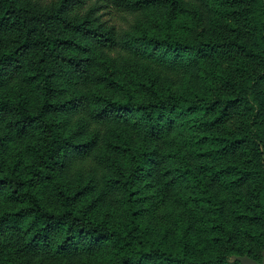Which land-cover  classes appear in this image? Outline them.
<instances>
[{
    "label": "trees",
    "instance_id": "trees-1",
    "mask_svg": "<svg viewBox=\"0 0 264 264\" xmlns=\"http://www.w3.org/2000/svg\"><path fill=\"white\" fill-rule=\"evenodd\" d=\"M202 2L190 37L185 0H0V264L260 260L264 0ZM166 163L188 185L156 239Z\"/></svg>",
    "mask_w": 264,
    "mask_h": 264
},
{
    "label": "rangeland",
    "instance_id": "rangeland-1",
    "mask_svg": "<svg viewBox=\"0 0 264 264\" xmlns=\"http://www.w3.org/2000/svg\"><path fill=\"white\" fill-rule=\"evenodd\" d=\"M206 11L207 8L204 6L202 0H185L184 25L179 23L180 20H176L175 23L177 24V29L186 31V36L193 37L198 32L202 30L204 31L206 27L209 28L210 16ZM117 22H119V20H117ZM204 34L208 35L209 32H204ZM224 61L225 60L222 57H216L215 59V63ZM198 70L202 71V68L198 66V69L195 67L191 69V66L187 64L180 66L177 75L172 80V89L177 91L188 78L190 81L196 78ZM0 90L2 89L0 88ZM237 118L238 115H233V117L227 121V124L234 126L237 122ZM167 163L164 165L165 171L162 172L161 178L164 181H167L169 185L165 186L161 196L155 194L154 188H151L148 191L149 198L145 201L146 205L148 203L151 204V208L154 211L152 215L150 212L146 213V217L150 220V228L156 239L163 238V230L173 224L174 218L178 215L182 207L180 203L181 196L185 193V189L188 185V182L177 177L173 178V174L166 171L169 167ZM114 194L117 195L112 197V200L116 202V198L120 193L115 192ZM81 260L82 258L72 259L69 264H79Z\"/></svg>",
    "mask_w": 264,
    "mask_h": 264
},
{
    "label": "water",
    "instance_id": "water-1",
    "mask_svg": "<svg viewBox=\"0 0 264 264\" xmlns=\"http://www.w3.org/2000/svg\"><path fill=\"white\" fill-rule=\"evenodd\" d=\"M230 261H239L241 264H264V248L261 251L260 260L253 259L248 255H232Z\"/></svg>",
    "mask_w": 264,
    "mask_h": 264
}]
</instances>
